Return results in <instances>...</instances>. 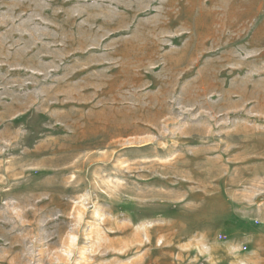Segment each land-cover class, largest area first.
I'll return each instance as SVG.
<instances>
[{
	"label": "rangeland",
	"instance_id": "obj_1",
	"mask_svg": "<svg viewBox=\"0 0 264 264\" xmlns=\"http://www.w3.org/2000/svg\"><path fill=\"white\" fill-rule=\"evenodd\" d=\"M0 264H264V0H0Z\"/></svg>",
	"mask_w": 264,
	"mask_h": 264
}]
</instances>
